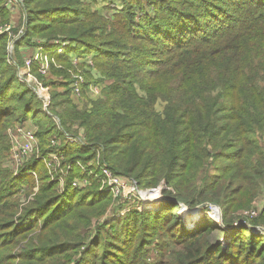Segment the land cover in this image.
<instances>
[{
	"label": "trees",
	"instance_id": "1",
	"mask_svg": "<svg viewBox=\"0 0 264 264\" xmlns=\"http://www.w3.org/2000/svg\"><path fill=\"white\" fill-rule=\"evenodd\" d=\"M58 1L25 0L28 22L14 42L16 58L8 55V34L0 35V153L8 150V126L26 119L37 125L40 146L18 173H0V264H264L262 216L248 221L233 213L264 196V0H119L122 7L98 33L88 9L76 0L51 5ZM8 16L0 0L1 22ZM52 28L68 43L61 52L50 43ZM26 45L41 48L47 76L64 77L46 81L48 105L35 84L21 80ZM83 48L106 81L101 95L79 108L69 97L68 69L71 54L81 56ZM61 62L67 65L58 68ZM29 67L45 79L39 61ZM79 129L85 142L74 144L68 136ZM53 136L60 162L52 172L45 160L56 148ZM100 165L154 190L158 209L126 207L89 230L112 199L100 191ZM76 178L90 183L73 186ZM118 201L116 212L127 202ZM206 203L229 214L222 240L211 219L187 216ZM181 205L189 210L183 215ZM154 240L160 252L178 249L171 259L150 260L146 246Z\"/></svg>",
	"mask_w": 264,
	"mask_h": 264
},
{
	"label": "rangeland",
	"instance_id": "2",
	"mask_svg": "<svg viewBox=\"0 0 264 264\" xmlns=\"http://www.w3.org/2000/svg\"><path fill=\"white\" fill-rule=\"evenodd\" d=\"M68 2H69V0H59L57 3H53L51 5H57L58 8H61L62 6L67 4ZM75 2H76V5L80 6L81 8L88 9L94 15L95 24L97 27L96 33L103 31V29L105 28V24L109 22V19L113 20L112 17H113V13L115 11V7H118L119 9L122 7L121 6L122 2L119 0H115V2H114L115 4L109 3L108 1H102V0H99V1L96 0V2L94 0H76ZM4 5L9 11V16H8V20H6L7 22L6 21L1 22L2 19L0 17V28L8 26V30L0 31V35L4 34V33L8 34L7 36L9 37L10 41H8V43H7L8 44L7 45V52H8L9 57L12 56L11 58H16V55L14 53V42L20 38V36L24 30V25H25V23L28 22V19L26 16V10L24 8L25 0H18L16 2L13 1L11 3V5H7L5 0H4ZM84 14H85L84 16L81 15L80 17H85L86 13L84 12ZM35 21H39V20L36 19ZM84 21H86L85 18H84ZM81 24L85 25V27H86L85 32H87L88 27L91 26L90 25L91 21L87 20V22H84ZM68 25H70V24H68ZM68 25H67V27H68ZM73 25L75 27H79V24H77V23H75ZM15 30H18L17 33L15 32ZM49 33L51 35H54L53 38L51 39L50 43H53V45H57V47L61 46L62 49L64 46H67L68 43L66 41H64V39H65L63 37L64 34H63V32L59 31L58 28H52V30ZM84 39L86 41H88L89 43L99 44V42L93 37L84 36ZM32 40L34 42L38 43L44 39L34 37ZM11 45H12V49L9 51V46H11ZM5 49H6V47H5ZM37 49H38L37 47H33L32 45H26L23 50H22V48L20 49L21 53L25 57L24 58L25 64L20 69V76L23 77V75H26L25 78L24 77L23 78L20 77V78L23 82H25L27 84L31 83L33 86L35 84L36 85L35 90L37 91V94L39 91V87H42L43 91L46 90L48 93V104H49L51 88L49 90V88L47 86H45L46 81L50 78H53L54 80H56L59 83L61 80L64 79V77L62 75H57L54 77L49 76V75L47 76V74H48L47 71L49 69L48 60H47V62L45 61V59L42 57L41 52H38L37 54H35ZM57 52H60L59 49ZM63 53L64 52L59 53V54H63ZM85 53L86 52L84 51V48H83V52L80 53V54H82L81 56H77V54L74 53V54H71L70 60L68 59L69 62L71 61V64H72L71 68L68 69V71L71 74L70 78H69V80L71 81V83L69 85V91H70L69 97H71L72 101L75 102L79 106V108L88 107L89 105H91L87 101L93 100V99L95 100L101 95V87H103V85H105V81H106V80L104 81V79L101 80L102 76H100V74L98 73V70L93 63L94 60L91 58L90 55H87V53L86 54ZM33 57H37L38 60L44 64L47 63L46 66H44L42 68L38 67V70H37V72H39L40 74L45 76V79L39 78L36 73L30 74V72H29V68H30L29 65L30 64L29 65L26 64V59L27 58L31 59ZM61 63L62 64H58V66H57L58 68H64L65 67L64 65H67L64 62H61ZM261 66L264 67V63ZM260 73H261V70H260ZM76 75H82V77H83L82 82L79 84L80 95L78 96V98H76V95L73 93V83L76 82V79H77ZM32 85H30V87H32V89H33ZM58 90L61 92V91H63V88L59 87ZM155 107L158 110L162 111V109L164 107V102L160 101V100L156 101ZM17 125H21L27 129H29L30 131H32L33 134H35L34 135V142H33V146H32L33 148L29 152V156H28L27 160L30 159L31 156L35 155V153H38L40 151L39 140H38V137L36 136V131H37L38 127L33 120L26 119L24 121L16 122L13 125H9L8 128L5 130V132H4L5 136L3 137V144L7 145L8 150L2 151L0 153V156H2L1 157L2 161L0 164L1 165L0 173L3 169H6V168L11 170L12 172H15V169H14L15 167L11 166L9 161H10V157L13 153V149L16 145V135L13 133V129ZM52 139L55 141V144H53V147H56L55 150H53L52 152L56 153L55 151L57 150V146L60 143V139H58V137L55 138L54 136ZM76 139H81V141L85 142L83 129H79L78 134H76L75 136H68V140L72 143ZM74 144H78V142H75ZM47 156H48V158L50 157L49 154ZM57 156H58L57 162H55V163L51 162L52 163L51 165H47V167H49L50 171H52V172L54 171L56 166L59 165V162H60V159H59L60 156L58 154H57ZM114 173H116V172H114ZM120 175L123 176L124 178L134 179L132 176H129V175H124V174H120ZM77 179L82 180V178H77ZM103 180H104V175L102 173L101 178H100V191L103 193L104 192H110L106 188V185L103 183ZM134 180H136V179H134ZM79 183H80V185L76 186V187L83 188V187L88 186L90 182H88L85 186H83L81 184V182H79ZM138 187H139V189H149L148 187H143L141 184H139ZM36 191H37V186L34 187V192H36ZM34 192L31 194L30 198L32 197ZM110 193L112 195V199H110L109 204L106 207H104L102 214L98 218L95 216L92 217V220L89 224L90 226L88 227L89 230L90 229L95 230L99 223H101V226H103V224L108 222V220H110L112 218H116L118 216H122L127 210H129V209H126V207L135 208L138 210L144 209V207H142V205L136 204L137 202L132 201V200H127V202L124 203L125 207L121 208V210L119 212L118 211L116 212L115 209L117 208L118 203L120 201H118V198L113 196L112 192H110ZM249 195H250V192L248 194L244 195V201L240 202L242 205H246V200H247ZM17 196H19V198H20V194H18ZM149 197H152L151 199H154V197L158 198V194L154 191L151 193L150 196H148L146 198L149 199ZM23 198L24 197H22V199ZM144 203L146 205L144 210L154 211V210L158 209V206H160L162 201H158V200H150L149 201L148 200V202H144ZM211 204L216 205V207L218 209L216 213L215 212L213 213L211 211V209L209 207V205H211ZM263 204H264V196H262V193H261L259 196H257L254 199V201L248 207H246L247 209L242 208L241 206H238V210L234 211L233 213H236V215H241V217H243V219L245 218L247 220L249 219V217L251 218V217L262 216L263 222H264V212L262 210ZM147 207H149V208H147ZM180 207L181 208L179 209L178 212L181 215H183L184 214L183 210L184 209L188 210V209L185 208L183 205H181ZM194 209H198L199 212L195 216H192V214H187V216L190 220L196 221L198 219H204V218L208 217L209 219L212 220L213 224L220 227V230H218L215 233L216 237L222 236V238H220V240H222L224 238V236H226V233L229 234L230 228L225 227V225L223 224V221H222V218L225 216L226 212L219 204L206 203L205 205L197 206ZM175 210H176V207L174 208V211ZM226 215L229 216V214H226ZM248 221H247V223H245V226H250ZM237 223H238V220H236L234 222V226H236ZM258 227L259 228H256V229L260 232H263L261 225H259ZM250 228H251V226H250ZM76 232H77V230H76ZM89 242H90V239H88L87 243H89ZM157 243L159 244V242L154 240L151 244H148L146 246L147 251H148V258L150 260H155V259L161 258V257L163 259H165V258L171 259L174 251L178 249V247L171 245L167 248V250L163 249L160 252V250H159L160 247L157 245ZM61 258H62V256H61Z\"/></svg>",
	"mask_w": 264,
	"mask_h": 264
},
{
	"label": "built area",
	"instance_id": "3",
	"mask_svg": "<svg viewBox=\"0 0 264 264\" xmlns=\"http://www.w3.org/2000/svg\"><path fill=\"white\" fill-rule=\"evenodd\" d=\"M13 1H18V0H5L7 5H11ZM3 30H8V26L0 28V31ZM64 44V43H63ZM12 49V45L9 46V51ZM59 51H62V48L59 49ZM32 59V58H31ZM31 59L27 58L26 59V64L29 65L31 62ZM76 82L73 83V93L76 95V98L80 95V88L79 84L82 82L83 77L82 75H76ZM39 97H41L44 101V104H48V93L47 91H43L42 87H39L38 91ZM13 133L16 135V145L13 149V153L10 157V165L14 166L15 168V173H18L19 167L27 160L29 156V152L32 150L33 142H34V135L32 131L29 129L17 125L13 129ZM52 145L55 144V141L52 139L51 140ZM74 142H82L81 139H76ZM56 152V151H55ZM57 153V152H56ZM54 152L49 153V158L47 156L46 158V163L47 165H51L58 160L57 154ZM59 155V154H58ZM60 159V158H59ZM101 173L104 175V180L103 183L106 185V188L112 192L113 196L123 200H132L137 202L138 205H145L144 202H148V200H158L162 201L160 195H158V198L151 199L152 197H149L147 199L146 197L150 196L154 190L151 189H139L138 183L134 179H128L124 178L118 173H114L111 169L107 168L105 165L100 166ZM85 186L89 181L87 178H83L82 180H78L77 178L74 179L73 181V186H79L80 183ZM211 211L214 213L217 212V207L216 205H209Z\"/></svg>",
	"mask_w": 264,
	"mask_h": 264
},
{
	"label": "crops",
	"instance_id": "4",
	"mask_svg": "<svg viewBox=\"0 0 264 264\" xmlns=\"http://www.w3.org/2000/svg\"><path fill=\"white\" fill-rule=\"evenodd\" d=\"M59 49H61V48H59ZM38 50H39V51H38ZM40 51H41V48H38L37 51L35 52V54H37V53L40 52ZM42 57H43V58L45 59V61L47 62L46 56H45V55H42ZM32 61H39V60H38L37 57H33V58L31 59V62H32ZM31 62H30V63H31ZM39 62H40V61H39ZM46 64H47V63L44 64V63L40 62V67L42 68V67L46 66Z\"/></svg>",
	"mask_w": 264,
	"mask_h": 264
}]
</instances>
